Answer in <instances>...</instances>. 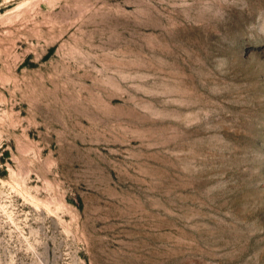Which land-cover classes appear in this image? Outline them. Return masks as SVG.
Returning <instances> with one entry per match:
<instances>
[{"label":"rangeland","instance_id":"obj_1","mask_svg":"<svg viewBox=\"0 0 264 264\" xmlns=\"http://www.w3.org/2000/svg\"><path fill=\"white\" fill-rule=\"evenodd\" d=\"M0 264H264V0H0Z\"/></svg>","mask_w":264,"mask_h":264}]
</instances>
